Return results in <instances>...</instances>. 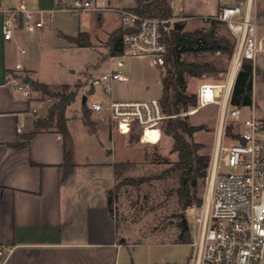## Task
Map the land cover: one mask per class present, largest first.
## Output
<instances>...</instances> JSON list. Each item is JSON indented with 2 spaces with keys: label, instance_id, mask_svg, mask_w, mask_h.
<instances>
[{
  "label": "crops",
  "instance_id": "0c3cea01",
  "mask_svg": "<svg viewBox=\"0 0 264 264\" xmlns=\"http://www.w3.org/2000/svg\"><path fill=\"white\" fill-rule=\"evenodd\" d=\"M21 1L31 9L47 11L62 3L74 5L79 0H0V264H126L127 240L108 205V193L116 183L115 163L123 161L113 144L117 130H112L107 123L92 129L84 121L83 103L81 108L70 104L66 116L75 166L66 177L64 139L56 129L37 133L27 146L16 145L22 133L33 127L36 117L45 114L48 101L39 91L30 97L22 95L13 80L24 77L26 81L45 82L35 77L37 54L30 49L32 35L23 23L12 27L11 39L3 36L4 21L11 17L8 10ZM124 1L95 0L97 5L121 9L133 7L136 2ZM170 1L174 18L186 21L203 15L177 13L174 0ZM214 3L217 11L201 17H212L223 5L238 1L214 0ZM104 10H94L100 19L99 26ZM65 19H57L53 14L47 20L51 22L48 29L53 26L57 38L75 43L68 37L79 32H87L92 43L101 38L93 39L83 22L78 30L67 31L69 25ZM121 26L122 21L103 39L108 41L110 33ZM37 31L39 36L44 34L45 25ZM259 60L264 69V53ZM18 63L22 64L20 69L16 68ZM65 83L76 82L48 84ZM33 108L38 110L37 114L32 113Z\"/></svg>",
  "mask_w": 264,
  "mask_h": 264
},
{
  "label": "rangeland",
  "instance_id": "374dc122",
  "mask_svg": "<svg viewBox=\"0 0 264 264\" xmlns=\"http://www.w3.org/2000/svg\"><path fill=\"white\" fill-rule=\"evenodd\" d=\"M229 1H240L246 4V0ZM124 2L133 4L135 0ZM136 4L137 0L133 7ZM251 6L252 11L257 15L260 30H263L264 0H253ZM133 7L128 6L123 9L131 10ZM174 7L177 13L194 12L203 15L218 9L214 0H174ZM118 9L121 8L107 7L102 13L101 26H99L100 19H98L97 12L94 10L80 13L57 10L54 13L57 19L66 18L69 27L65 30L70 32L78 30L80 22H83L89 28L93 39H96V36L101 37L94 43L89 37L90 46H79L75 41L77 44L57 38L55 28L52 26L51 30L48 29L51 22L45 24L46 32L41 36L38 35L37 30L29 32L32 35L30 49L35 50L37 54L34 65L37 70L35 77L47 83L76 82L70 84L71 87L77 85L73 107L81 108L83 93L88 97L87 104L106 98L147 99L160 97L162 94L163 68L156 62L154 56H125L124 66L120 67L117 65L119 57L108 55L107 39L104 40L103 36H106L108 31L121 22ZM85 12L89 13L85 14ZM203 15L191 17L186 21L172 17L162 24V29L169 31V23L173 24L176 20L184 22V30L209 29L210 24L206 22V18L201 17ZM217 31L220 35L234 38L224 22L218 23ZM79 41H86V39L81 36ZM182 57L188 61H207L215 63L219 68H227L226 71L206 73L201 77L187 76L186 92L190 95L196 93L203 81L226 83L229 79L232 59L228 60L220 51L189 52L183 54ZM261 63L259 60L254 73L253 104L244 108L243 112L245 116H250L254 108L257 116L264 119V69ZM111 69L121 70L128 77L126 80L112 81L110 83L111 92L105 95L104 87L102 85L93 87L91 79L98 73ZM57 89L60 87L58 86ZM39 94L44 99L48 98L40 91ZM54 100L55 98L47 101L44 115ZM219 111V106L212 104L199 109L196 106L189 107L188 110L182 107L178 114L181 117L187 116L192 124L203 126L191 136L186 135V138L200 145V153H209L211 157L214 151ZM173 115V117L177 116V114ZM90 117L96 123L94 128L102 123L97 121L92 113ZM113 140L119 158L123 161L115 166L116 183L110 190L112 192L111 210L121 233L127 240L125 244L126 264L187 260L193 252V246L190 242H183L180 234L187 221L190 241L196 235L195 218L192 217L190 208L202 204L209 185L207 175L195 182L197 196L202 198V202L184 207L179 200L181 172L176 167L178 153L173 150L172 136L163 132L162 139L157 143H152L142 141L140 132L137 130L127 134H119L116 131Z\"/></svg>",
  "mask_w": 264,
  "mask_h": 264
},
{
  "label": "built area",
  "instance_id": "2783aa9c",
  "mask_svg": "<svg viewBox=\"0 0 264 264\" xmlns=\"http://www.w3.org/2000/svg\"><path fill=\"white\" fill-rule=\"evenodd\" d=\"M252 1L222 6L216 18L224 21L235 37L236 44L230 69L231 82L203 81L196 90V107L219 106L214 151L208 168V189L200 206L190 208L195 218L196 235L190 241L193 252L183 262H156L150 264H264V119L253 108L250 116L243 109L231 104L232 88L244 58L256 66L264 53V29L260 30ZM95 0H79L74 5L62 3L57 7L31 9L24 1L8 12L11 17L3 24V36L12 37V27L21 16L24 27L33 32L43 27L57 10L80 13L104 10ZM123 26L128 28L122 39L123 53L117 65L124 66L125 56L152 55L158 64L165 63L167 44L162 24L167 20L141 15L133 10L118 9ZM174 23V22H173ZM24 51V50H23ZM21 63L16 65L17 69ZM121 70L111 69L98 73L91 85H102L105 95L111 92L110 83L126 80ZM18 91L26 97L34 90L24 77L13 79ZM47 100H51L50 97ZM95 119L107 123L112 130L140 132L142 141H152L157 134L163 136L162 124L173 114H166L160 97L147 99L94 100L88 104ZM37 114L36 108L32 109ZM22 131V126L19 127ZM152 138V139H151ZM230 169V170H229Z\"/></svg>",
  "mask_w": 264,
  "mask_h": 264
},
{
  "label": "trees",
  "instance_id": "16d2710c",
  "mask_svg": "<svg viewBox=\"0 0 264 264\" xmlns=\"http://www.w3.org/2000/svg\"><path fill=\"white\" fill-rule=\"evenodd\" d=\"M131 10L144 16L167 20L166 22L173 17L170 0H137L136 6ZM19 22L22 23L21 16ZM206 22L210 24L209 29L184 30V22L175 21L173 24L169 23V31H164L167 52L165 54V63L162 65V94L160 99L164 112L170 115L177 114V116L167 118L164 126L162 124V129L163 132L172 136L174 139L173 150L178 153L176 167L181 172V182L178 192L180 203L184 207L202 202V198L197 196L195 182L206 177L211 161V155L209 153H200V145L186 138V135L191 136L203 126L190 123L187 116L181 117L178 115L182 107L188 110L189 107L197 105L196 93L190 95L186 92L187 76L201 77L206 73L226 71L227 68H219L215 63L207 61H188L182 55L189 52L220 51L228 60H231L236 44L235 37L232 39L231 37L218 33V23L224 21L212 16L207 18ZM127 31L128 28L121 26L110 33L106 43L110 57L119 56L123 53L122 39ZM81 36H84L86 41H79ZM68 38L71 41L77 42L79 46H90L91 44L87 32H79L78 35L69 36ZM255 70L256 66L253 61L244 58L233 85L231 93L232 105L244 108L253 104ZM29 83L34 90L40 91L44 96L55 98V100L49 105L46 115L36 117L33 122V127L29 131L22 133L21 139L16 145L20 147L27 146L37 133L43 130L56 129L62 134L64 139L65 160L63 166L65 169L64 176L66 177L75 166L73 160V143L67 126L66 110L76 100L77 85L71 87L70 84L65 83L54 86L33 79ZM58 86L60 89H57ZM90 113L91 110L88 105L86 103L83 104L84 121L94 129L96 123L91 120ZM136 130L134 128L132 131ZM119 164L120 162H117L115 166ZM111 193L110 191L108 196L110 210L112 202ZM180 239L183 242H190L187 221L184 223Z\"/></svg>",
  "mask_w": 264,
  "mask_h": 264
},
{
  "label": "bare ground",
  "instance_id": "6f19581e",
  "mask_svg": "<svg viewBox=\"0 0 264 264\" xmlns=\"http://www.w3.org/2000/svg\"><path fill=\"white\" fill-rule=\"evenodd\" d=\"M232 78V77H231ZM231 78H229V83L231 82ZM152 138H153V140L152 141H156V139H157V134H155V135H153V136H151ZM151 138V139H152ZM152 141H149V142H152ZM152 143H155V142H152Z\"/></svg>",
  "mask_w": 264,
  "mask_h": 264
},
{
  "label": "water",
  "instance_id": "95a60500",
  "mask_svg": "<svg viewBox=\"0 0 264 264\" xmlns=\"http://www.w3.org/2000/svg\"><path fill=\"white\" fill-rule=\"evenodd\" d=\"M27 81H29V80H27ZM86 100H87V96L84 95L83 98H82V103L85 104L86 103Z\"/></svg>",
  "mask_w": 264,
  "mask_h": 264
}]
</instances>
